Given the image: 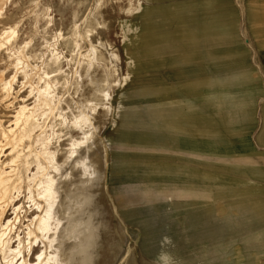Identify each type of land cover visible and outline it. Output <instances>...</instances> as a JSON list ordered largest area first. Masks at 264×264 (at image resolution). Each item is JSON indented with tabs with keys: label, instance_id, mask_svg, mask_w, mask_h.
<instances>
[{
	"label": "rangeland",
	"instance_id": "374dc122",
	"mask_svg": "<svg viewBox=\"0 0 264 264\" xmlns=\"http://www.w3.org/2000/svg\"><path fill=\"white\" fill-rule=\"evenodd\" d=\"M45 1L49 2V0ZM65 1L52 0L54 7L51 8L50 15L55 19L59 17L56 10L67 6ZM94 1L85 0L81 10H92ZM144 1L140 0L149 8L143 9L146 12L140 13L137 17L124 13L127 0H108L101 10V15L97 17L100 22L98 29L103 32L104 37L110 38L112 42L114 40L119 49L123 43L121 38L124 37L129 38L133 43L132 47H137L135 45L139 46V42L142 44V41L147 40L154 43L150 52L151 65L148 71L151 78L148 81L135 80L133 83H126L121 89L125 92L124 96L120 97L119 103H123V107L128 110L132 106H137V110L141 112L131 116L124 110L118 116L114 113L111 121L101 127L100 131L107 148L105 159L107 166L103 162L101 149L98 151L93 149L90 152L92 159L96 160V167L99 171L103 169L106 177L98 178L93 182L88 191L89 205L79 211L85 214L89 212L94 222L95 229L88 248L91 259L87 263L81 260L80 256H76L74 264H231L226 257L230 251L235 250L239 251L241 259L232 263L249 264L245 259L249 257L247 256L249 252L254 250L251 247L241 249L240 246L264 241V232L261 231L264 218L254 215L253 203L256 202L245 200L251 198L253 192L257 194L260 191L248 189L254 184L245 177L258 180L259 183L256 184L262 188L264 184L260 183L261 178L254 175H246L242 178L238 172L240 168L212 169L211 164H208L209 167L203 164L205 161H210L212 156L202 152L198 154L195 136L196 116L192 109L195 105L186 106V102L195 101L194 98L198 94L207 95L217 92L215 88L207 86L203 88L211 81V77L202 76L211 75L203 74L208 68L203 69L199 64L202 56L212 59L211 65L206 63L209 68L218 65L213 62L214 59L219 58V53L214 50V42H219L222 38L218 34L211 35L212 32L209 31L212 29L208 30L209 27L203 32L201 28L204 25L201 22L221 23L215 25L217 32L228 33L231 24L229 14H223V10L213 8L216 4L217 7L222 8L227 1L149 0L148 4ZM230 1L234 9V35L240 48L245 51L248 73L253 77L252 81L248 80V84L255 88V116L259 123L253 128L249 138V145L255 150V152L251 151L250 160L263 169L264 0H244L245 16L251 14L252 19L240 17L235 4L237 0ZM16 2V6L9 5L7 8V19L3 23L18 20L20 12L27 13L28 0H16ZM153 6H156V9L164 7L165 12L156 14ZM202 8L210 9L207 10V17L199 16L204 14L198 12ZM163 14L166 17H161ZM174 17L180 19L179 24H168L170 18ZM209 17L215 18L209 20ZM188 22L191 23L190 26ZM195 22L199 25L195 27L196 30L193 29ZM183 23H187L186 31L183 29ZM159 26L166 27L168 34H158V32L151 34L150 31ZM198 29L200 31H197ZM197 33L211 39L209 42L212 49L208 48L201 56L197 51ZM219 37L220 39L217 40ZM172 38L189 40L183 42L180 52L183 51V54L187 55L193 53L192 58L178 57V53L168 52V40ZM126 49L121 51V57L134 51L133 48ZM159 51L162 54H159ZM124 60L122 58L118 66L119 74L126 72L122 63ZM160 62L163 64H159ZM181 65L184 66L178 67ZM220 66L217 68H226ZM182 68L187 71L181 76L175 75ZM165 69L171 72V77H182L183 81L177 89H171L180 93L175 94L158 88L151 89L150 82L155 83L161 75L157 72ZM139 90L148 91L136 92ZM20 95L24 93L20 92ZM189 97L194 98L188 100ZM164 100L179 104L165 105L166 108L163 109L145 107V101L155 105ZM182 103L183 107H181ZM176 111L182 114L179 115ZM150 119L153 122H150ZM154 121L158 122L160 127H155ZM167 124L169 127H166ZM180 128L194 132V135L182 137L170 133L163 134L167 129L169 130L167 132L180 133ZM181 150L185 152L182 153ZM198 173L201 175H197ZM73 176L74 180H77L79 171H74ZM219 190L224 193L231 192L234 199L230 201L213 199ZM240 196L243 199H240ZM232 246L234 249H230ZM255 260L256 264H264L262 255Z\"/></svg>",
	"mask_w": 264,
	"mask_h": 264
},
{
	"label": "bare ground",
	"instance_id": "6f19581e",
	"mask_svg": "<svg viewBox=\"0 0 264 264\" xmlns=\"http://www.w3.org/2000/svg\"><path fill=\"white\" fill-rule=\"evenodd\" d=\"M42 1L28 0L27 13L5 24L7 8L17 2L0 0V264H74L76 256L88 263L95 226L89 212L79 211L89 205L93 182L106 177L90 152L101 149L107 166L101 127L114 113L141 112L119 103L121 89L151 78L153 42L132 47L124 37L119 49L98 29L97 17L108 0H95L90 11L81 10L85 0H66L67 6L56 10L58 19L50 15L52 0ZM127 1L123 11L129 16L149 8L140 0ZM159 27L151 34H168ZM127 47L134 51L121 57ZM122 58L126 72L119 74ZM143 91L148 90L136 92ZM145 102L148 109L179 104Z\"/></svg>",
	"mask_w": 264,
	"mask_h": 264
},
{
	"label": "crops",
	"instance_id": "0c3cea01",
	"mask_svg": "<svg viewBox=\"0 0 264 264\" xmlns=\"http://www.w3.org/2000/svg\"><path fill=\"white\" fill-rule=\"evenodd\" d=\"M180 1L183 2V0ZM226 1H225L226 5L223 6L222 8L217 7V4L213 8L218 10H223V14L225 13L229 14V18H231V24L229 25L230 29L228 33L220 32L219 34L217 32L218 31V29L216 28L217 26L215 25H219L221 23H216L214 21L211 22V24H205L201 22L204 25V27L201 29L204 32L205 28L209 27L208 30L212 29V31H209L212 32L210 33L211 35L216 36L218 34L221 36L222 38L221 41L214 42V50H216L219 53L218 54L219 58L214 59L213 62L218 63L217 66H220L221 62L226 61L227 68L221 69V68H217V66H211V68H209L206 65V63L211 65L212 59L210 60L207 57H202L201 54L205 53L208 50V48L209 49L211 48L209 42L211 39L209 37L207 38L206 36H203L200 33H197V42H198L197 51L201 56L200 57L201 61L199 66L202 67L203 69L207 67L208 71L204 72L203 74L208 73L211 75V76L209 75L202 76L203 78L211 77V81L208 82L207 85L203 86V88H205L206 86L213 89L215 88L214 90H217V92L214 91L212 94L207 93V95L205 93L198 94L196 95V98L189 97L188 100L194 98L195 101L186 102V106L195 105L192 109H194L193 112H195V116H196L197 130L195 136L197 138L196 146H197L198 154L202 152L203 154L212 156L210 160L212 162L204 160L205 162H203V164H206V166H208V164H211L212 169H215L216 167L217 168L226 167L228 169L240 168V171L238 172L242 176V178H244V176L246 175L248 176L254 175L257 176V178H261L260 183L264 184V168L263 169L260 168L257 163L252 162L250 160V153L251 151L255 152V150H253L250 147L249 138L253 128L259 123V120L255 116V112H256L255 109L256 103L254 100L255 88L252 85L248 84V80L252 81L253 77H251L250 74L248 73L245 51H243L240 48L239 43L237 42V39L234 35V31H233L234 9L232 8L231 1L230 0H226ZM235 4L237 6L236 9L240 17L242 15L243 18L246 17L249 19L253 18L251 14H247L245 16L246 5L244 3V0H237ZM240 5L243 10L241 9ZM207 10L208 8L199 9L198 12L204 13L199 16L207 17L208 16L207 12L210 9L208 11ZM182 14H184L183 11ZM214 18L215 17H209L208 19L210 20ZM170 19L171 21L167 22L168 24L170 25L179 24L178 22L179 18H175V19L170 18ZM186 19H188V17ZM189 22H188V26H190L191 24ZM156 23H162V22L156 21ZM195 24L196 25L193 27V29L196 30L197 26L199 25H197L198 24L197 22H195ZM188 26L186 25V27ZM218 28L221 27L218 26ZM197 31H200V29H198ZM219 39L220 37L217 38V40ZM168 41H169L167 45L168 52H170L171 54H176V53H180L181 51L180 42H184V41L187 42L189 40L172 38ZM210 55L213 54L210 53ZM183 66L184 65L178 67H183ZM226 71H229V73ZM151 73H155V72H151ZM157 73H161L160 78L158 80H155L156 81L155 83L150 82L151 89L158 88V89L169 90V92L175 94L180 93V91H172L171 89H177V87L183 81L181 79L182 77H177V78H174V76L171 77V72L167 69L159 71ZM181 107H183V103L181 104ZM157 108L158 107H156V109ZM176 112H178L177 114L179 115L182 114V112L181 113L179 111ZM150 122H153L152 119H150ZM154 122H155V127H160L158 122L156 121ZM166 127H169V125L167 124ZM180 129H181L180 133H176L175 131L167 132L169 131L167 129L163 134L167 135L168 133H170L182 137L185 136L190 137L194 135V132L186 131V129L183 128ZM154 133L157 135V131H155ZM181 151L182 153L185 152L183 150ZM198 168L200 167L198 166ZM197 175H201V174L198 173ZM245 178H248L251 182H253L252 184H254L248 187V189H252V190L256 189L260 191L257 194L253 192L251 198L248 199L244 198V199L247 201L256 202L255 204L253 203V209H254L253 211L255 213L254 215L264 218V188L256 184L259 183L258 180L252 179L250 177H245ZM216 195L217 196L216 197L214 196L213 199H218V200L224 199L227 201L234 199L231 192L224 193L221 190H219L216 193ZM235 199H239V198L235 197ZM240 199L243 198L241 197ZM261 227H262L261 231L264 232V225H262ZM250 247L254 251L249 252V255H247L249 257L248 258L245 257L246 258L245 260H247V263L249 264H256L254 263L256 261L255 259H257L259 255L264 256V241H256L248 246H240L241 249L250 248ZM230 249H234V246L230 247ZM226 259H228L231 264H233L232 262L234 260L239 261L241 259L239 251L238 250H235L234 252L230 251Z\"/></svg>",
	"mask_w": 264,
	"mask_h": 264
}]
</instances>
